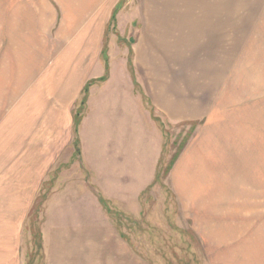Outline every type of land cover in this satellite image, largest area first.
<instances>
[{
  "label": "rangeland",
  "instance_id": "1",
  "mask_svg": "<svg viewBox=\"0 0 264 264\" xmlns=\"http://www.w3.org/2000/svg\"><path fill=\"white\" fill-rule=\"evenodd\" d=\"M38 2L0 0V264H230L244 247L264 256V0H104L105 71L125 54L133 69L141 31L152 51L168 24L210 21L215 113L173 124L152 112L161 153L145 188L147 174L120 163L118 128L92 118L91 88L105 76L75 75L80 35L70 32L90 13L64 18L44 0L45 39L28 33L8 47L14 6ZM187 171L196 182L183 190Z\"/></svg>",
  "mask_w": 264,
  "mask_h": 264
},
{
  "label": "crops",
  "instance_id": "2",
  "mask_svg": "<svg viewBox=\"0 0 264 264\" xmlns=\"http://www.w3.org/2000/svg\"><path fill=\"white\" fill-rule=\"evenodd\" d=\"M56 2L63 7L64 18L65 14L72 13L75 17L79 15L83 19L90 13L91 18L85 23L80 25L73 23L74 29L79 28L80 32L77 33L75 30L70 32L71 35H80L78 44L80 48L74 59L80 62L81 70L75 75L84 79L105 76L100 80L103 82H95L91 88V93L92 90L97 91L93 95L96 112L92 118L97 119L100 126L111 124L113 128H118L115 135L118 147L123 150V153L119 152L120 157L124 158L120 163L131 164L133 168L128 170L130 172L147 174L146 178L138 179L140 184L142 183L141 186L137 185L139 188H145L156 175L157 161L161 153L159 124L153 118L152 112L165 122L173 124L209 120L215 113L218 92L215 65L209 61L208 54L210 21L186 22L191 24V27L179 22L175 23V26L168 24L166 29L157 34L162 43L166 44L165 47L152 51H146L149 47L141 31L132 43L131 61L134 70L129 69L125 54L119 58L109 57V69L105 71L99 56L104 45L106 24L104 0H56ZM34 5L36 10L28 9L25 4L14 6L12 18L6 20L8 47L17 38L25 42L28 33L35 35L38 40L45 39V31L52 18L51 10L44 0H39L38 5ZM4 17L2 13L0 22ZM171 29L173 32L167 31ZM193 39L203 44L193 42ZM111 48L109 44V50ZM11 51L13 50L9 49L6 54ZM19 52L20 50L16 53ZM200 53L205 54L204 57H198L197 54ZM71 57L72 53L69 58ZM183 60H187V63L184 64ZM65 67L67 64L62 66L63 69ZM67 85L72 86L71 83L65 82L64 91H67ZM92 98L89 96V102ZM125 140H135L138 144L134 142L132 146L127 145L124 144ZM127 148L133 149L134 153ZM130 156H133L132 159H126ZM136 157L138 159H135ZM193 174L191 171L182 174L179 180L181 189L187 190L196 182ZM257 249L259 248L244 247L239 250L242 256L229 254L225 261L230 264H263L264 256L261 250ZM235 252L233 251L234 254Z\"/></svg>",
  "mask_w": 264,
  "mask_h": 264
}]
</instances>
